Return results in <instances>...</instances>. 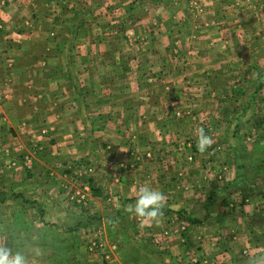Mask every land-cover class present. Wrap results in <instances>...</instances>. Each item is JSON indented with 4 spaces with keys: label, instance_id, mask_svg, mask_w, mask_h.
<instances>
[{
    "label": "rangeland",
    "instance_id": "rangeland-1",
    "mask_svg": "<svg viewBox=\"0 0 264 264\" xmlns=\"http://www.w3.org/2000/svg\"><path fill=\"white\" fill-rule=\"evenodd\" d=\"M85 1L76 8L78 21L63 22L72 32L65 43L73 45L83 22L84 28H81L86 32L94 31L101 44L114 42L120 49L124 46L132 52L134 62L143 63L139 89L128 94L134 96L136 106H142L143 110L145 103L147 112L162 117L159 141L148 144L152 148L149 149L150 157H154L161 168L168 158H179L178 165L167 164L176 167L174 173L180 177L170 193H164L165 206L155 220H149L154 224L149 225L152 229H147L138 223L141 217L126 210L135 204L136 196L134 199L131 195L117 199L113 196L110 201L108 196L120 188L118 181L99 182L105 193L98 201L104 204L101 206L96 201L94 206L100 205L102 209L93 210L92 191L98 182L91 178L98 170L93 168L90 156L77 158V162L70 165L59 160L50 163L49 158L41 156L40 161H44L40 162L41 167L25 159L23 173L34 179L23 180L18 186L15 181L16 187H12V181L5 182L8 192L14 188L19 192L11 191L9 197H0V247L10 249L13 254L22 253L28 264H114L108 261L111 250H116L111 248V242L121 243L117 250L120 249L119 256L124 261L138 264L152 248L143 238L171 235L172 214L182 223L179 234L183 236L190 231L191 228L182 225H191L194 219L191 207L203 209L201 204L193 203L196 198L191 199V184L193 190L197 186L198 191L203 189L202 173L195 182L191 179V157L196 160L201 153L195 149L201 129L212 139L207 150L210 164L202 163L201 167L211 173L212 194L228 182L224 179V166L229 163L231 170L235 158L251 163L258 170V176L264 175V151L252 153L251 144L257 140L256 129L264 128V0ZM47 2H52L46 6L49 11L45 8L42 12L52 16L57 10V0ZM152 14L154 16L149 18ZM48 21L39 23L45 28L60 23ZM154 45L163 47L149 52ZM155 59L159 62L155 63ZM207 122L214 130L207 127ZM19 131V135L32 136L22 129ZM154 136L144 140H153ZM131 137L134 136L126 135L124 141H131ZM133 141L138 147L137 138ZM155 148L157 152L153 151ZM93 153L96 154V150ZM116 155L114 157L120 161L126 154ZM22 157L23 154L20 159ZM252 157L256 161H251ZM157 163L153 174L160 166ZM4 169L5 175L9 174L8 168ZM117 172L126 174L127 170L118 168ZM155 179L146 181L153 190L156 189ZM53 185L57 194L51 196ZM168 185L166 183L165 187ZM219 201L216 205L220 208ZM211 204H203L207 209L205 220L214 221L212 213H208ZM261 214L255 217L254 230L264 238V216ZM113 221L119 222L115 226ZM209 231L218 234L222 229L213 225Z\"/></svg>",
    "mask_w": 264,
    "mask_h": 264
},
{
    "label": "crops",
    "instance_id": "crops-1",
    "mask_svg": "<svg viewBox=\"0 0 264 264\" xmlns=\"http://www.w3.org/2000/svg\"><path fill=\"white\" fill-rule=\"evenodd\" d=\"M47 1L0 0V197H9L13 193L11 191L19 192L15 188L8 192L7 180L13 182L12 187H16L15 181L18 186L23 180H33V176L29 178L23 173L22 165L26 159L41 167L40 162H44L40 161L41 156L49 158L50 163L59 160L68 165L77 162V158H93L92 165L98 173L91 181L98 182V185L93 184L91 202L96 212L104 204L98 201L105 193L99 184L103 181L119 182L120 188L108 196L110 201L113 196L117 199L131 195L134 199L139 188L147 186L146 181L154 177L155 191L168 195L180 177L174 173L173 168L176 167H168V164L175 166L179 158H168V164H163L164 169L154 157H150L149 149L152 148L148 144L159 141L157 136L162 132V117L147 112L145 103L143 110L142 106H136L134 96L128 94L139 89L143 80L140 73L143 63L134 62L132 52L124 46L120 49L111 41V45L107 42L101 44L94 31L86 32L81 28H84L83 22L77 30L76 41L68 46L65 38L72 32L63 22L78 21L79 10L76 8L86 1L57 0V10L52 16L42 12L52 4ZM159 15L162 16L163 12ZM50 19L60 23L51 24L49 28L39 23ZM174 32L172 28V34ZM162 47L154 45L149 47V52H157ZM158 62L155 59V63ZM146 80L150 81L147 76ZM207 127L214 130L210 122H207ZM20 129L32 136L19 135ZM256 131L257 140L251 142L252 153L264 151V128ZM126 135L134 137L130 138L131 141H124ZM152 136L153 140H144ZM135 138L139 141L138 147L133 141ZM91 151L92 154L89 153ZM153 151L157 152L156 148ZM207 152L200 153L196 160L191 157L192 182L203 174V189L198 191L197 186L193 190L191 184V199L196 198L193 203L201 204L203 209L191 207L194 219H191V225H182L191 230L183 236L179 234L178 228L182 223L172 214L171 235L143 238L152 248L138 260V264H264V238L254 230L255 217L264 210V175L258 176V170L251 163L235 158L231 170L229 163L224 166L223 175L228 182L212 194L211 173L204 166L201 170L202 163L210 164ZM120 153L126 155L117 161L114 156ZM251 161H256V158L252 157ZM156 163L160 166L153 174ZM4 168H8L9 174L5 175ZM93 168L91 166L92 172ZM118 168L127 170V173L118 174ZM166 183L168 187H165ZM52 187L51 196L57 194L55 186ZM218 200L220 208L216 205ZM96 201L101 206H94ZM210 201L208 213H212L214 221L205 220L207 209L203 204ZM149 220L141 217L138 223L148 229L150 224H154ZM118 222L114 223L115 226ZM213 225L222 232L213 234L209 231ZM111 244V248L116 250H111L108 261L129 264L119 256L120 249L117 248L121 243Z\"/></svg>",
    "mask_w": 264,
    "mask_h": 264
},
{
    "label": "clouds",
    "instance_id": "clouds-1",
    "mask_svg": "<svg viewBox=\"0 0 264 264\" xmlns=\"http://www.w3.org/2000/svg\"><path fill=\"white\" fill-rule=\"evenodd\" d=\"M198 149L201 153L207 151L212 139L201 129L198 135ZM165 206V197L162 192L155 191L148 186H141L136 196L135 204L127 207L128 212H134L138 217L155 220ZM0 264H28L27 258L22 253L13 254L6 247H0Z\"/></svg>",
    "mask_w": 264,
    "mask_h": 264
}]
</instances>
